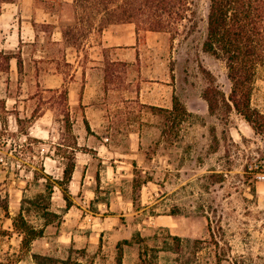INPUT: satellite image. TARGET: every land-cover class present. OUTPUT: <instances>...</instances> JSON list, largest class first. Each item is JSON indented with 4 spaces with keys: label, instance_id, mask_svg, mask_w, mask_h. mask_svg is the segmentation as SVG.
<instances>
[{
    "label": "rangeland",
    "instance_id": "1",
    "mask_svg": "<svg viewBox=\"0 0 264 264\" xmlns=\"http://www.w3.org/2000/svg\"><path fill=\"white\" fill-rule=\"evenodd\" d=\"M10 1L18 4L16 16L37 21L32 45L43 47V66L38 67L48 72V85H58L59 73L64 83L54 89L74 88L78 100L73 103L53 90L30 96L34 111L15 132L1 114L6 123L0 128V193L8 195L10 217L21 209L42 236L22 252L21 235L0 209V261L37 264L36 254L67 264H116L118 243L127 240L121 245L122 264H264V178L256 173L264 174V137L246 132L245 121L234 111L210 113L203 100L208 87L226 97L231 88L225 61L202 50L208 1L194 0L198 26L193 32L139 30L136 52L122 55L102 48L103 42L132 43L133 24L107 27L103 31L111 37L104 39L96 25L86 28L79 22L73 0ZM115 58L125 61L110 62ZM257 74L264 80V63ZM6 82L2 93L5 89L19 99L21 86L34 93L33 78ZM164 83L172 85L191 113L179 126L139 98L150 96L146 103L156 104ZM255 83L256 78L253 89ZM41 102L49 111L37 121ZM30 120L32 134L25 138ZM45 156L55 160L52 167L43 166ZM76 156L91 163V175L84 172L81 184L96 198L86 209L119 216L83 220L73 209L77 214L62 224L64 197L77 204L83 191L77 197L68 184L58 185L62 175L57 168ZM113 160L114 174L106 171Z\"/></svg>",
    "mask_w": 264,
    "mask_h": 264
},
{
    "label": "trees",
    "instance_id": "2",
    "mask_svg": "<svg viewBox=\"0 0 264 264\" xmlns=\"http://www.w3.org/2000/svg\"><path fill=\"white\" fill-rule=\"evenodd\" d=\"M9 1L0 0V3ZM207 1L206 33L202 50L215 59L225 61L226 76L231 84L227 97L217 87L205 89L203 99L208 111L214 113L220 109L225 115L234 111L250 125L255 134L264 137V114L250 104L258 69L264 63V0ZM73 5L76 14L80 15L79 22L83 20L86 28L96 25L102 32L111 25L133 24L136 34L139 30H144L177 35L183 29L193 32L198 26L194 0H73ZM53 92H60L64 97L68 93L66 89ZM147 107L151 111L164 112L168 118L166 122L178 126L191 115L176 95L172 96L171 110ZM83 122L86 132L90 133L87 121ZM263 158L264 156L261 159ZM73 168L74 162L71 161L65 167L58 185L68 184ZM133 184H137L135 179ZM64 200L69 207V198L64 197ZM0 209L6 218L11 219L12 228L21 235L22 252H29L32 241L42 236V230L31 226L21 209L14 217H10L8 195L0 193ZM127 242L124 240L118 243L116 264H122L121 245ZM32 258L37 264H67L66 261L36 254ZM0 264H13V261L8 259L0 261Z\"/></svg>",
    "mask_w": 264,
    "mask_h": 264
},
{
    "label": "crops",
    "instance_id": "3",
    "mask_svg": "<svg viewBox=\"0 0 264 264\" xmlns=\"http://www.w3.org/2000/svg\"><path fill=\"white\" fill-rule=\"evenodd\" d=\"M18 6L17 3L9 1L5 2L4 6L0 9V86H4L7 84L6 81L12 82L14 81L15 84L18 83L19 78L25 79V83L27 78H33L34 79V93H29V88L27 86H21V91L18 93L19 94V99L10 95L9 92L6 93L5 89L4 92L2 93V87H0V100L3 99V108L0 112V128L5 127V121L4 117L1 116V114L5 115V120H7L8 127L11 129L13 132L19 131L20 130V120L22 118L25 119V117L28 115V112H33L34 109L29 106L30 102L32 101V98L30 96L34 94H40V96L43 95V93H47L50 90H55L59 89L64 83V80L62 76L57 73L55 76L58 79V85L56 87H50L48 85V80H49V74L46 72V70L43 71L41 67L38 66H43V47L41 44L39 45H32L36 42V32L34 31V23L37 22L36 20L32 19V16L26 17V16H16L15 10L16 7ZM24 20V21H23ZM30 29V32H29ZM154 33V32H153ZM110 33L103 31L102 35H104V39H108ZM128 37V34L126 35ZM111 37V36H110ZM137 39H136V33L135 31L133 32V41L132 43L122 46V45H112L107 42H103V47L102 48H110L113 52L116 53V55H122L124 53H135L137 49ZM31 48L30 50H27L25 48ZM35 48V51L33 50ZM113 61H125L124 59H112L110 62ZM34 63H36L37 67H34ZM54 76V75H52ZM85 77L88 78V75ZM258 74L256 75V83L253 93L251 96L250 103L252 104L253 107H255L258 111L264 114V84L263 85H258L259 82L264 83V80L257 78ZM44 78V79H43ZM22 83L21 85H23ZM259 86V87H258ZM84 91H86L88 84H85ZM55 88V89H54ZM175 95L173 91V87L169 83H164L163 85V98L160 99L156 104L153 103H146V99H150V96L144 95V99L142 98V95H139V98L143 104V106H154V107H159L163 108L166 110H171L172 107V96ZM67 96L70 100H73V103H77V100L75 98V91L74 88H70L68 90ZM254 99L259 100V102L254 103ZM43 99H41L42 101ZM204 100V99H203ZM84 106L85 110H90L91 106L89 103H82ZM37 105L34 107L36 108ZM40 109L36 113L37 116L36 119L38 120H43V118L47 115V112L49 111L48 108H45L43 110L42 108V102L40 103ZM148 108V107H147ZM30 109V111H28ZM208 109V107H207ZM1 110V108H0ZM30 119V117H28ZM27 123V122H26ZM246 125V132H252L253 130L248 125L246 122H244ZM46 129V128H45ZM28 130L29 132L25 133L24 136L25 138L29 135L32 134L33 130V121L30 120L28 124ZM6 131V130H5ZM40 131H43V127L40 126ZM46 132L48 130L46 129ZM238 135L240 136L239 132H237ZM79 156H76L73 159L74 162V168L71 174V178L68 182L69 185V190L70 194H76V196H79V191H83V195L78 197V202L73 203L71 198L69 199L71 201V205L69 207L66 206V201L64 200V212L63 215L60 217L62 220V224H64L66 221L70 220L73 215H76L77 213L74 212L73 209L76 211L80 212V218L82 219H87L89 217L95 218V217H100V219H106V218H112V217H117L119 215H103L99 214L97 212H93L90 210H87L86 208L89 207L90 205L94 204V198L95 193L94 191L90 188L87 187L86 184H81V181L85 180V175H88L91 173L89 170L91 169V163L88 162V159H82L79 161ZM49 160L50 163H48ZM55 160L51 157L45 156V160L43 161V166H53L52 162ZM117 160H113L110 162L109 167H106L107 172H111L112 174L115 173L114 170V162ZM105 161H102L104 163ZM121 162V161H118ZM87 166V167H86ZM62 176H63V171L65 167L62 168H57ZM109 169H111L109 171ZM48 173V172H47ZM49 174V173H48ZM101 175V173L99 174ZM62 180V177H61ZM89 180V179H88ZM87 183L91 184V182L87 181ZM75 202V200H74ZM133 204V203H132ZM96 205H100L101 207H105L106 210L110 209V207L106 203H101V202H96ZM144 206V205H142ZM147 207H143L142 209L136 211V212H143ZM57 214V213H56ZM103 216V218H101ZM121 216V215H120ZM75 221H77L75 219ZM69 238H72V235H69ZM33 242V241H32Z\"/></svg>",
    "mask_w": 264,
    "mask_h": 264
},
{
    "label": "built area",
    "instance_id": "4",
    "mask_svg": "<svg viewBox=\"0 0 264 264\" xmlns=\"http://www.w3.org/2000/svg\"><path fill=\"white\" fill-rule=\"evenodd\" d=\"M261 163H262V167H264V158L263 159H261V161H260ZM252 167V166H251ZM250 167V168H251ZM255 170H258L259 169V166L256 164V165H254V167H253ZM256 173H258L257 174V176L259 177V178H264V174L263 173H259L258 171L256 172Z\"/></svg>",
    "mask_w": 264,
    "mask_h": 264
}]
</instances>
